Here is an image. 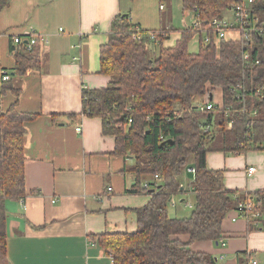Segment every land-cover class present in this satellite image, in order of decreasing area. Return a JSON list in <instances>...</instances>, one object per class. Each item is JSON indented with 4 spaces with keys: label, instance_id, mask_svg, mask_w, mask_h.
Here are the masks:
<instances>
[{
    "label": "trees",
    "instance_id": "16d2710c",
    "mask_svg": "<svg viewBox=\"0 0 264 264\" xmlns=\"http://www.w3.org/2000/svg\"><path fill=\"white\" fill-rule=\"evenodd\" d=\"M239 1L181 3L184 13L206 22L221 18ZM11 2L0 0V13ZM254 13L264 17V0H255ZM129 17L117 16L112 23L108 42L100 50V73L110 77L111 82L106 88L83 91V114L100 118L103 133L116 137L115 154L133 157L134 164L128 171L137 182L131 193L148 194L150 200L136 210L137 231L101 234L98 243L111 255L113 264H217L214 256L195 252L190 244L221 243L227 213L251 198L261 201L264 192L226 189L223 171L209 169L206 157L210 151L264 150V37L255 36L245 46L216 42L212 37L198 54H191L188 45L197 32L193 28H185L173 48H164L162 42L167 37L159 33L168 35L173 29L140 30L130 24ZM137 32L142 35L141 41L134 40ZM151 33L158 34V43L150 40ZM152 44L160 46L158 53H150ZM38 46L32 51L24 45L11 47L16 69L10 72L11 81L0 86V95L10 89L20 96L12 80L30 69L41 68ZM245 52L250 54L249 63L243 60ZM217 88L223 92L224 111L199 112L202 103L197 100L209 95L212 101ZM16 108L17 102L7 111L0 109V264H8L6 202L27 196L25 124L37 118ZM254 111L256 116H252ZM214 118L223 134V146L215 149L210 144L215 132L203 129L212 125ZM188 167L196 170L192 183L194 206L189 217L171 218L168 205L171 198L183 194L181 178ZM144 177L153 184L144 186ZM150 185L155 192H150ZM258 210L264 216V205ZM248 224L250 228L264 227V218ZM180 235L189 236L190 243L175 239Z\"/></svg>",
    "mask_w": 264,
    "mask_h": 264
},
{
    "label": "crops",
    "instance_id": "0c3cea01",
    "mask_svg": "<svg viewBox=\"0 0 264 264\" xmlns=\"http://www.w3.org/2000/svg\"><path fill=\"white\" fill-rule=\"evenodd\" d=\"M137 1L12 0L0 15V63L11 73L16 64L9 36L21 37L34 29L48 39L47 44L37 45L41 68L12 80L20 96L10 89L2 95L3 111L17 102V111L37 116L25 124L27 196L6 202L8 264H113L97 236L137 231L136 210L146 206L150 196L131 193L137 178L128 168L134 159L115 154L116 137L103 133L100 118L83 114V91L106 88L111 82L100 73V50L117 16L130 15V24L140 30L173 29L172 15L164 13L166 7L160 9L164 14L160 13L159 24L151 25L156 19L153 0H148L143 16L131 9ZM181 38L182 32L169 33L162 47L173 48ZM151 46L152 53H158L155 48L160 46ZM200 49L192 38L189 52L198 54ZM214 90L220 91L217 105L222 106L223 92ZM78 126L82 133L76 131ZM206 160L209 169L223 171L226 189L264 192V150L210 151ZM251 167L256 172L249 176ZM145 182L153 184L152 180ZM181 183L185 193L194 195L192 186L186 188L184 174ZM183 196L174 198L173 208L183 209L179 207ZM170 217L179 218L173 213ZM222 231L225 247L199 241L190 248L214 256L217 264H250L251 260L264 264L262 225L250 228L231 210ZM175 239L190 243L187 235Z\"/></svg>",
    "mask_w": 264,
    "mask_h": 264
},
{
    "label": "built area",
    "instance_id": "2783aa9c",
    "mask_svg": "<svg viewBox=\"0 0 264 264\" xmlns=\"http://www.w3.org/2000/svg\"><path fill=\"white\" fill-rule=\"evenodd\" d=\"M163 9V6L160 8ZM255 10V0H240L236 5H234L228 12L231 13V16L228 17L224 14L221 18H216L210 21L201 22L198 17H195L193 24L190 26L194 30H196V35L193 37L194 41L197 42L199 48L203 44L208 45L212 41V37H214L216 42H232L242 44L243 46L251 43L255 36H263L264 37V17L256 15L254 13ZM186 28L187 25H186ZM163 38H166L168 35L165 32H161ZM158 34L151 33L149 34L150 40L152 42L157 41ZM3 37L0 34V39ZM11 41V47L16 48L20 45H24L28 51H32L38 44L43 43L47 44L48 39L46 36H42L38 34L34 29H32L27 35L17 37V36H9ZM135 41H141L142 35L140 33H136L134 36ZM243 60L246 63L250 62V54L245 52L243 54ZM257 65H260V61H256ZM12 79L11 73L9 70L4 68L0 63V86L3 83L10 82ZM247 92V90H244ZM0 95V109H2V98ZM240 97V96H239ZM213 99V98H212ZM219 110L224 111V106H219L213 104L211 101H206L205 105L201 106L198 109L199 112H205L210 110ZM228 112L232 111V109H227ZM227 112V113H228ZM243 113H246L245 108L242 109ZM226 113V114H227ZM257 111L252 113V116H256ZM132 120H130V123ZM212 125L208 124L203 127L205 132L211 130ZM78 133H82L83 129L81 126L76 128ZM189 172L193 175L196 174V170L194 167L189 168ZM256 172V168L251 167L247 170L249 176L253 175ZM158 178V177H156ZM147 184H145L146 186ZM147 187V186H146ZM111 190V188L109 189ZM170 203L172 206L176 205L174 197L171 198ZM264 205V197L261 201L256 202L254 198L240 205L236 212L239 214V218L244 219L247 223L252 221L257 223L263 215L261 211L258 210V207ZM235 220V219H234ZM222 246L225 247V241H221ZM250 264H258L256 260H251Z\"/></svg>",
    "mask_w": 264,
    "mask_h": 264
},
{
    "label": "rangeland",
    "instance_id": "374dc122",
    "mask_svg": "<svg viewBox=\"0 0 264 264\" xmlns=\"http://www.w3.org/2000/svg\"><path fill=\"white\" fill-rule=\"evenodd\" d=\"M147 5H148V0H138L134 4V6L132 5L131 9L134 10V13L136 16H143L145 12H148V6ZM161 5L163 6V9L166 7V11L164 12L166 16L171 17V15H172L173 30L175 33L179 34L186 28V25L191 26L193 24V22L195 20L194 14L187 13V12L184 13L182 11L181 0H163L162 2H160L159 0H153V8H154V12L156 14V19H155V21H152L150 23L151 25H158L159 24L160 13L164 14L163 12H161L163 9H161V11H160ZM146 9H147V11H146ZM226 13L228 14L229 12L227 11ZM0 15L2 16V12ZM155 49H156V51H159V47H157ZM149 51H150V53H152L153 46L149 47ZM219 93H220L219 90H215L213 93V100L211 102L215 105H217L219 103V101H218ZM205 100H206V96L202 100L201 99L197 100V102L202 103L201 106H203V105H205ZM199 109H200V107H199ZM211 132L212 133L215 132L213 134V140L210 142V144L213 145L212 146L213 149H215V146L222 147L223 146V134L217 128L215 118L212 122ZM191 164H193V160L191 161L190 166H191ZM189 168L190 167L186 168L183 172V174L185 176V180H186V188H188V189L191 188L192 183L195 180V175H193L192 173L189 172ZM186 173H187V175H186ZM146 180H149V178L144 177V178H142L141 181H146ZM184 193H185V191H183V194ZM189 193H191V191L185 193V196H183V198L186 200L184 202H181L182 205L179 206L180 208H183V209H175V208H173L172 204L169 203L168 212H170V215H172V213H173V214H176V216H179V218H185L191 214L192 209H193V205H194V201H195V197H194V195H190ZM183 194L174 196V198H176V200H179L178 196H182Z\"/></svg>",
    "mask_w": 264,
    "mask_h": 264
},
{
    "label": "water",
    "instance_id": "95a60500",
    "mask_svg": "<svg viewBox=\"0 0 264 264\" xmlns=\"http://www.w3.org/2000/svg\"><path fill=\"white\" fill-rule=\"evenodd\" d=\"M211 99H212V96H211ZM150 192H155V189H153V190H150ZM181 202H184V200H181Z\"/></svg>",
    "mask_w": 264,
    "mask_h": 264
}]
</instances>
